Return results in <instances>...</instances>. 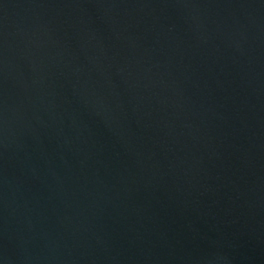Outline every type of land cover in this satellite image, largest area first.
I'll use <instances>...</instances> for the list:
<instances>
[{
    "label": "water",
    "instance_id": "obj_1",
    "mask_svg": "<svg viewBox=\"0 0 264 264\" xmlns=\"http://www.w3.org/2000/svg\"><path fill=\"white\" fill-rule=\"evenodd\" d=\"M0 264H264V0H0Z\"/></svg>",
    "mask_w": 264,
    "mask_h": 264
}]
</instances>
